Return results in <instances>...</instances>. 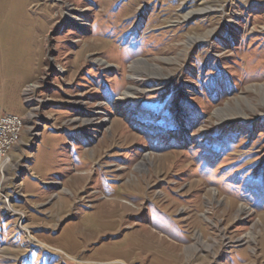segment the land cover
Listing matches in <instances>:
<instances>
[{
    "label": "rangeland",
    "instance_id": "1",
    "mask_svg": "<svg viewBox=\"0 0 264 264\" xmlns=\"http://www.w3.org/2000/svg\"><path fill=\"white\" fill-rule=\"evenodd\" d=\"M0 112V264H264V0H0Z\"/></svg>",
    "mask_w": 264,
    "mask_h": 264
},
{
    "label": "built area",
    "instance_id": "2",
    "mask_svg": "<svg viewBox=\"0 0 264 264\" xmlns=\"http://www.w3.org/2000/svg\"><path fill=\"white\" fill-rule=\"evenodd\" d=\"M15 119H17V114L0 112V152H4L6 142L14 133Z\"/></svg>",
    "mask_w": 264,
    "mask_h": 264
},
{
    "label": "bare ground",
    "instance_id": "3",
    "mask_svg": "<svg viewBox=\"0 0 264 264\" xmlns=\"http://www.w3.org/2000/svg\"><path fill=\"white\" fill-rule=\"evenodd\" d=\"M193 1H201V0H193ZM24 128V118L17 115V119H15L14 123V133H12L10 140L6 142V148H4V152H0V160L5 158L7 156V152L14 148L17 144H19L20 135L22 133V130ZM238 208V207H237ZM243 207L240 206L239 210H242Z\"/></svg>",
    "mask_w": 264,
    "mask_h": 264
},
{
    "label": "crops",
    "instance_id": "4",
    "mask_svg": "<svg viewBox=\"0 0 264 264\" xmlns=\"http://www.w3.org/2000/svg\"><path fill=\"white\" fill-rule=\"evenodd\" d=\"M16 147V146H15ZM13 150V149H12ZM5 166L9 163L10 161V153H8V158L5 160ZM1 164H4V163H1ZM4 167L3 166H0V170H2ZM2 173V172H1Z\"/></svg>",
    "mask_w": 264,
    "mask_h": 264
}]
</instances>
